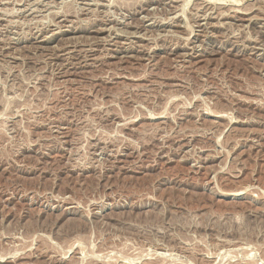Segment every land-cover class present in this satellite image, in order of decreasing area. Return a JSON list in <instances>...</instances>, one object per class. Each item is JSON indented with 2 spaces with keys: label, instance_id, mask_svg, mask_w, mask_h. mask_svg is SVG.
<instances>
[{
  "label": "rangeland",
  "instance_id": "obj_1",
  "mask_svg": "<svg viewBox=\"0 0 264 264\" xmlns=\"http://www.w3.org/2000/svg\"><path fill=\"white\" fill-rule=\"evenodd\" d=\"M0 264H264V0H0Z\"/></svg>",
  "mask_w": 264,
  "mask_h": 264
},
{
  "label": "bare ground",
  "instance_id": "obj_2",
  "mask_svg": "<svg viewBox=\"0 0 264 264\" xmlns=\"http://www.w3.org/2000/svg\"><path fill=\"white\" fill-rule=\"evenodd\" d=\"M247 12V11H246ZM245 12V13H246ZM219 18V17H218ZM232 192V191H231ZM227 193V192H226ZM241 192H234V193H228L229 195H238V194H240Z\"/></svg>",
  "mask_w": 264,
  "mask_h": 264
}]
</instances>
